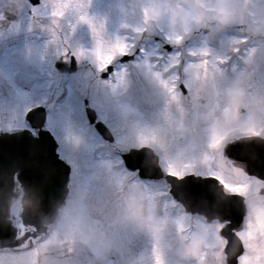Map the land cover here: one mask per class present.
<instances>
[{"label": "rangeland", "instance_id": "obj_1", "mask_svg": "<svg viewBox=\"0 0 264 264\" xmlns=\"http://www.w3.org/2000/svg\"><path fill=\"white\" fill-rule=\"evenodd\" d=\"M194 3H199L209 16L220 4L231 3L238 10V18L220 30L204 27L193 16ZM20 5L27 10L24 0H20ZM71 13L74 15L69 20ZM23 17L14 23L13 29L21 31L28 24L27 19L30 24L41 20L56 27L52 50H57L58 60L73 56L78 70L69 74L57 72L56 79L39 81L38 76L42 78L45 71L37 47L13 50L8 54L13 63L2 61L0 69H6L3 72L7 75L12 69L24 71L32 89L24 93L13 88L9 89L11 95L0 97V131L20 126L27 109L46 107L49 127L63 147L66 149L65 144L68 147V152L63 150L61 155L73 166L71 185L77 184V199L67 207L69 211L59 226L57 219L50 225L44 240L27 241L24 247L8 254L0 252V264H226L220 251L223 242L217 238L213 226L199 225L187 238L180 230L185 225L184 218L165 210L159 211L156 219L149 217L154 219L149 221L156 224L157 231H140L117 220L129 208L141 212L142 201L150 197L151 191L118 171L120 166L114 167L117 171L110 169L108 164L112 161H89V149L100 147L103 142L87 126L83 102L85 99L87 106L94 109L95 118L114 135L115 141L109 143L112 149L121 151L143 143L155 144L161 153L163 170L178 174L195 169V162L207 161L205 168L197 171L216 172L219 168L233 190L247 195L254 181L250 182L244 172L227 164L223 148L233 138L264 135V0H40L37 5H29L28 15L25 12ZM69 22L72 28L66 31ZM144 27L147 28L144 33L138 32ZM155 35L158 42L169 47L183 42L191 47L171 53H165L161 47L157 53L153 46H145L141 51L144 59L120 67L116 82L110 84L99 78L112 59L133 53L132 39ZM252 42L257 43L247 44ZM152 57L167 58L165 69L150 71ZM182 57L199 59L185 69L188 73L186 93L182 96L187 101L185 109L175 107L180 95L168 97L165 93L174 76L172 65ZM221 59L225 67L219 70L215 64ZM84 65L90 66L89 69ZM133 73L140 81H146L142 92L135 91L130 83ZM3 86L6 88L4 82ZM50 86L56 88L53 94ZM63 86L67 96L64 104V101L57 104L56 116L52 96ZM125 98H131L130 103ZM140 101L148 106L149 113H136L134 104ZM200 107L203 112L197 111ZM213 111L220 113L215 123L200 126L205 115ZM225 130L232 133L216 143L215 139ZM107 150L111 153V149ZM182 160L187 164H182ZM113 164L118 165L119 161ZM211 164L215 168L211 169ZM19 209L18 203L10 207L11 222L17 229L14 236L26 230L31 234V228L16 220ZM259 210L247 221L248 228L240 233L246 253L238 260L239 264H264V217ZM77 223L107 233L114 243L101 251L77 242L67 231L69 225ZM169 238L172 242L167 247Z\"/></svg>", "mask_w": 264, "mask_h": 264}, {"label": "flooded vegetation", "instance_id": "obj_2", "mask_svg": "<svg viewBox=\"0 0 264 264\" xmlns=\"http://www.w3.org/2000/svg\"><path fill=\"white\" fill-rule=\"evenodd\" d=\"M26 5H27V10L24 11V8L21 7L20 5V0H0V50L3 52V55L0 56V62L2 61H11L10 57L8 54H10L11 52H13V50H16V48H24V49H29L30 47H37L38 52H39V57H41V62H44V71L45 74L43 75V77L41 78L40 76H38L37 79H39V81L42 80H46V79H52V77H54L55 79L57 78V72L58 73H73L75 71L78 70L77 67V62L75 61L76 59L73 57H69V60H65V59H57V50H52V46L51 44L54 43L55 38H57V28L54 26H48L45 23H43L41 20L37 21V23L35 24H30L28 19L27 21V25L24 26L23 29L25 30H21V31H17V29H13L14 28V23L19 22L20 18L24 16L25 12H27L28 15V11H29V5H37L38 3H40V0H24ZM22 8V9H21ZM74 14H68V19H71V16ZM24 19V17L22 18ZM71 23L69 22V24L65 25V30L69 31L71 30L72 26L70 25ZM28 27V28H27ZM147 28L144 27V29L142 30H138V32L140 31V33H144V31H146ZM159 38L155 35V37L153 36L152 38H141L139 40L136 39H132L131 42V46L133 47V53L134 57L130 58L127 60V62H122L121 58L125 55L123 54L121 57H118L116 59H112V61L108 64H106V69H108L109 67L111 68L110 73L106 74L105 71H102L99 75V78L102 81H105L107 83H114L118 80V74H116L117 70L120 67L125 66L126 64L130 63V62H138L140 60H142L143 57H141V52L143 51V47H147V46H153L154 49H158L160 50L162 47V50L166 48V44H164L163 42L159 41ZM50 42V43H49ZM49 44V45H48ZM191 46L189 45V43L187 42H183L180 45H177V47H174L175 49H188ZM158 50H155L156 52ZM158 53V52H157ZM23 60H26L25 58H22ZM144 59V58H143ZM150 59V58H149ZM74 60V61H72ZM165 60H167V58L165 57H152L151 61L149 62V69L150 71H155V72H160L162 70L165 69L166 67V63ZM199 59H194L190 57H182L181 59H179L178 61H176L175 64L172 65V72L174 74V76L172 77V79L169 81V85L166 89V95L168 97H174L175 94L180 95V97L176 100L175 103V107L177 106L179 109L182 108H186V104L187 101L185 99H182V96L185 95L186 93V79L188 77V73L186 67L189 65V63H194L197 62ZM13 63V61H11ZM216 66L219 67V70H221L222 67H225L222 63V59L219 60L218 63L215 64ZM85 66V65H84ZM23 67V66H21ZM86 69H89L90 66L86 65L85 66ZM20 69V67H19ZM72 69L71 72H69V70ZM6 69H0V97L1 96H6V95H11V93L9 92L13 90V88H18L20 89L22 92L24 93H29L31 92L30 88L31 86L29 85V78H27V75L24 73H20L19 70H15L17 72H14L13 69L11 71V73H9V75H7L6 73H4L3 71H5ZM29 70V68H28ZM226 77H228L229 79L231 78L229 75H225ZM131 81L130 83H133V86L135 87V91L141 90L140 92H142L143 86L145 85L144 80L138 79L136 74L133 73L131 76ZM148 81V80H147ZM3 82L5 83L6 88L3 86ZM149 85L151 86V91H152V85L151 82H149ZM181 85H185V87H181ZM51 87V86H50ZM141 88V89H140ZM61 91L65 93L66 92V88L65 86L61 87ZM34 90V89H33ZM51 94L54 93V91H56L55 87H51L50 90ZM60 91V89H59ZM60 91V92H61ZM80 93V92H79ZM67 95V94H66ZM55 96H57V92L55 94ZM126 99V98H125ZM131 98L126 99L127 102L130 103ZM1 105V103H0ZM147 107L146 105L142 104V102H138L137 104H134V108L136 111V113H138V111H142V113H149L147 111ZM143 109L145 111H143ZM204 108L200 107L197 111L199 112H203ZM255 112H258V109H253ZM170 113V112H169ZM196 113V112H195ZM171 116L174 118V113H170ZM176 114V113H175ZM55 115L57 116V111L55 110ZM220 115V113L218 114V112H211L208 115H205L204 120L202 121V123L200 124V126L202 127H208L211 126L215 123L216 119L218 118V116ZM55 116V117H56ZM97 116V115H96ZM85 118V116H84ZM86 119V118H85ZM97 120V119H96ZM105 125V123H104ZM87 126H89L93 132L96 134V136L98 137V139L100 141H102V146L104 147V150L107 149H111V153H106V155L104 154H98L95 151H93L92 153H88V159L90 162H97V161H112L111 163L108 164V167L114 171H117L114 167L116 166H120L118 171H123L124 174L129 175L130 179L137 182L138 184H140V186L146 187L148 188L151 192L150 197H145L143 199V203H142V208H141V213L142 215L146 216V218L148 219L150 216H153L155 219L157 218V213L161 210H165L167 211V213H171L174 215H178L182 218H184L185 220V225L183 227L180 228L181 233H184L185 236L187 238H189L190 235H188V230L191 227V223L193 224L192 227L193 230H197L199 225L202 226H213L214 227V231L217 235V238L223 242V245L221 247V250L224 254V257L226 258V241L225 239L220 235V230L225 227L228 222H220L219 220H212L210 222H204V219L201 216H198L196 214H192L190 212H185L183 210V208L181 207L180 203H177L176 200H174V198L170 195L169 192V185L166 183L165 181V176L166 175H173L176 177H183V176H187V175H193V176H197V177H201V178H215L216 180H218V183L220 185L223 186V190L226 194H235L236 196H238L241 199V205L243 206L244 210H243V215L242 218L240 219V222H238V224L233 228H231V232H233L239 239L241 245L238 246V249H240V252L237 256V263L239 264V259L245 255L246 253V246L244 245L243 241L241 240L240 237V233L244 231V229H247V221L249 219L252 218V214L256 213V211H258L259 209L261 210V217H264V204H261L259 206L256 207H252L249 204V200L252 198H257V199H261L264 200V179H257V175L255 174H249L247 172H245L242 167H240L238 165L237 161H234L230 158H228L225 154H224V149L226 148V146L228 144H233L235 142H237L238 140H242V137L239 138H233L232 140L225 142V146L223 148V157L225 158L224 160H227V164H230L233 169L235 170H240L241 172H244V175L247 176V178H251V180H249L250 182L254 181V183H252V188H250L251 190L248 192L247 195L245 194H241L238 191L233 190V188L231 187L232 185L230 184V182H228V180L226 179V175L224 174L223 171L218 170L219 168H217L216 172L215 171H209V172H199L197 170H200V168H205L204 165L207 162H204L202 164L200 163H196L195 162V169H191L189 171L183 172L181 174H178L176 172H172L170 170L168 171H164L163 167L160 166V162H161V153L160 150L157 148V146H155V144H150V143H143V144H139L136 147H129L128 149L123 148L124 150L119 151L118 149H112L113 147L111 145H109V143H113L114 140V135H113V141H107L102 139L97 132L94 129V125L93 124H89L87 123ZM27 126H22L20 128H25ZM2 131V130H1ZM4 131V130H3ZM92 133V134H94ZM232 133L231 130H225L220 137H218V139H215L216 143H219L221 140H224L225 138L228 137V135H230ZM55 140L57 143V153L59 155V158L63 159L61 154L62 151H67L68 152V147L66 146L63 147V144L61 141H59L57 138V135H55ZM223 137V138H222ZM249 137H257L258 141L261 142L262 145H264V135L260 136L259 134H253ZM197 138V137H196ZM68 140V139H67ZM108 143V144H106ZM71 149L74 150L73 145L69 142ZM70 146H69V150H70ZM98 147V146H96ZM142 147H148L150 148V150L156 155L155 156V160H156V166L160 169V173H162V175L158 178V179H154V178H150V176H155L156 173H154V169L151 170L152 167V160L151 157L150 159H145L143 161V173H145V176H141L139 174L140 172V168H138V162L135 163V168L131 169L129 167H126L125 164L123 163L122 160V154L126 152V150H129L131 148H135V149H139ZM91 151V148L89 149V152ZM109 151V150H108ZM119 161L118 165H114L113 162L115 161ZM65 163L68 165V179H67V183H66V195L64 197L63 203L59 206L58 211H57V222L59 220V218L61 219L59 221V223L62 221V219H64L65 215L67 214L68 208L70 206L71 203H74V201L77 199V193H76V187L77 184L71 185L72 184V180H73V175H72V168L73 166L71 165V163L66 162V160H64ZM182 164L185 163L187 164V161L182 160L180 161ZM177 166V165H175ZM137 167V169H136ZM179 167V166H177ZM184 167V166H183ZM194 167V165H193ZM208 167V165H207ZM215 168V165L211 164V169ZM217 177H222L223 181L221 179H218ZM226 182V183H225ZM158 186H157V185ZM259 184V185H257ZM13 190H15L17 197L14 199H12V203L11 204H20V199L23 195V190L21 188V186L19 185V183L15 182L14 184V188ZM172 199V200H171ZM173 201V202H172ZM168 202V203H167ZM238 205V203H236ZM235 205V204H234ZM263 209V210H262ZM259 210V211H260ZM75 211V215H76ZM152 214H149L151 213ZM83 215L80 216V218ZM82 220V218H81ZM148 220H154L153 218H149ZM59 226V224L57 225ZM32 231V229H31ZM29 240V239H28ZM170 241V238H169ZM172 242V241H170ZM136 247V246H135ZM263 254V253H262ZM110 259H113L109 256ZM109 259V260H110ZM22 264H31V263H22ZM227 264V261H226Z\"/></svg>", "mask_w": 264, "mask_h": 264}, {"label": "water", "instance_id": "obj_3", "mask_svg": "<svg viewBox=\"0 0 264 264\" xmlns=\"http://www.w3.org/2000/svg\"><path fill=\"white\" fill-rule=\"evenodd\" d=\"M72 69L69 70L71 72ZM90 121H94L95 113L87 108ZM43 108L36 107L26 114L32 127L38 128V135L32 136L30 132L21 130L12 133H0V247H12L18 244L14 240L15 230L7 220L9 214L10 191L14 174L25 191L21 200L20 217L26 225H32L36 230L42 228L55 213L57 204L65 193L68 177V167L57 157L56 144L51 135L42 129L44 121ZM96 128L107 139L110 138L108 130L101 122H96ZM258 138H244L235 143L228 144L224 154L238 162L242 169L257 177L264 179V145ZM131 149L124 154L125 161L138 168L143 167V161L150 159V151ZM144 156L140 159L139 156ZM155 168V169H154ZM155 177L162 173L152 162ZM166 181L171 186V193L188 208L203 212L205 215L230 220L228 227H232L241 219V199L235 195H226L214 180L202 179L193 175L176 178L167 175ZM238 203V205L236 204ZM233 204H235L233 206ZM228 229L224 230L227 238V264H236L238 251L234 245L238 240Z\"/></svg>", "mask_w": 264, "mask_h": 264}, {"label": "clouds", "instance_id": "obj_4", "mask_svg": "<svg viewBox=\"0 0 264 264\" xmlns=\"http://www.w3.org/2000/svg\"><path fill=\"white\" fill-rule=\"evenodd\" d=\"M193 16L198 24L210 29L220 30L229 26L238 18V10L231 3H222L209 16L208 12L199 3H194ZM249 204L252 207H256L264 204V200L252 198L249 200ZM117 220L131 224L140 231L158 230L156 224L149 221L137 208L127 209L122 215L117 217ZM67 231L68 235L77 242L98 248L101 251H106L114 243L113 238L107 233L86 229L79 223L74 226L69 225ZM166 246L170 247L171 242H167Z\"/></svg>", "mask_w": 264, "mask_h": 264}, {"label": "snow or ice", "instance_id": "obj_5", "mask_svg": "<svg viewBox=\"0 0 264 264\" xmlns=\"http://www.w3.org/2000/svg\"><path fill=\"white\" fill-rule=\"evenodd\" d=\"M86 19V17H85ZM126 55V54H125ZM204 64H206L207 62H203ZM181 87H185V85H181ZM218 179H221L223 181V178L222 177H217ZM257 179H261L260 177H257ZM226 183V182H225ZM246 187V186H245ZM157 260L159 261V256H157Z\"/></svg>", "mask_w": 264, "mask_h": 264}, {"label": "bare ground", "instance_id": "obj_6", "mask_svg": "<svg viewBox=\"0 0 264 264\" xmlns=\"http://www.w3.org/2000/svg\"><path fill=\"white\" fill-rule=\"evenodd\" d=\"M65 103V101L62 103V104H64ZM61 219L59 218V220H58V222H57V225L59 224V221H60Z\"/></svg>", "mask_w": 264, "mask_h": 264}]
</instances>
